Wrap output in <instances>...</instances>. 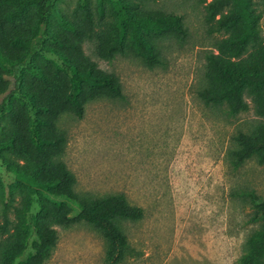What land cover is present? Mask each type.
<instances>
[{"label": "rangeland", "instance_id": "rangeland-1", "mask_svg": "<svg viewBox=\"0 0 264 264\" xmlns=\"http://www.w3.org/2000/svg\"><path fill=\"white\" fill-rule=\"evenodd\" d=\"M210 1L55 0L49 33L19 70L21 89L0 115V264H6L3 244L14 241L19 228L30 237L21 258L34 252L33 215L43 203L56 206L60 200L72 221L54 225L58 241L42 264H239L248 252L247 237L264 228V219L255 218V201L246 194L264 197V163L253 156L235 168L229 151L240 132L260 137L264 116L247 90L250 108L235 115L228 103L208 104L200 95L208 85V54L218 53V41L228 36L212 29ZM254 7L263 49L264 0H254ZM171 13L181 16L183 31L169 28L159 37L160 62L153 67L134 54L107 56L119 33L131 40L133 18ZM34 17L33 10L24 16L22 34ZM3 49L12 59L23 52L17 45ZM83 62L116 73L123 96L101 95L84 103L81 117L65 112L56 119L55 130L64 132L67 142L55 159L75 173L81 195L125 193L131 204L145 209L142 219L121 221L133 250L119 263L108 258L106 239L81 217L80 206L30 186L15 168L22 171L31 163L7 148L10 110L23 116L20 133L34 146L39 133L53 132L26 91L46 82L72 85V63L82 69ZM0 71L10 89L11 65L0 60Z\"/></svg>", "mask_w": 264, "mask_h": 264}, {"label": "trees", "instance_id": "trees-1", "mask_svg": "<svg viewBox=\"0 0 264 264\" xmlns=\"http://www.w3.org/2000/svg\"><path fill=\"white\" fill-rule=\"evenodd\" d=\"M54 3L55 0H0V60L11 65L14 77V84L9 89L6 73L0 71V115L8 107V101L21 89L19 70L34 57L49 33ZM30 10L34 11V23L28 25V31L22 34L21 22ZM207 10L210 21H214L212 29L224 31L228 36L218 41V53L208 54V85L200 91L202 99L208 104L228 103L229 112L235 115L250 108V103L244 97L247 90L253 96L257 112L264 116V48L259 47L260 16L254 7V0H212L207 3ZM132 20L131 40L127 42L125 32L119 33L121 35L107 47V56L115 52L134 54L153 67L160 62L159 37L168 32L169 28L183 31L181 16L174 13L157 16L145 14ZM146 33H150V36ZM4 45H17L23 52L12 59L4 52ZM83 65L81 69L77 63H72V85L56 86L46 82L36 89L26 91L28 98L39 103L40 111L44 114L42 123L53 132L46 135L39 133L40 141L34 146L28 135L24 138L20 133L23 116L10 110L9 118L13 125L7 128V148L13 147L15 154L31 163L30 168L28 163L25 164L22 171L15 168L19 177L26 178L30 186L37 185L45 191L74 200L80 206L81 217L106 239L108 258L119 263L133 250L127 234L121 228V221L140 220L145 216V209L131 204L125 193L109 196L81 195L76 190L75 173L65 161L55 159V156L64 153L67 142L66 134H57L55 130L56 119L65 112H73L81 117L84 103L101 95L113 98L123 96V88L116 73L97 69L95 63L83 62ZM234 140L236 147L230 149L229 155L235 168L253 156H258L259 161L264 163V125L260 137L240 132ZM246 194L253 198L258 208L255 218L264 219V197L253 192ZM8 221L6 215L4 227ZM71 221L70 212L63 200L57 202L56 206L43 203L40 212L33 215L37 235L33 244L34 252L29 257L21 258L30 246V237L25 235L23 228H19L14 234L15 240L2 246L5 263L42 264L51 256L58 241L54 225H67ZM246 247L248 252L242 255L239 264H264V228L247 237Z\"/></svg>", "mask_w": 264, "mask_h": 264}]
</instances>
